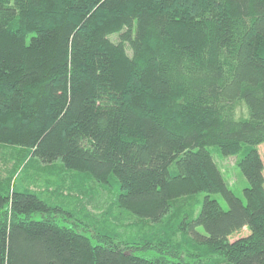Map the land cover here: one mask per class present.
<instances>
[{
	"label": "trees",
	"instance_id": "1",
	"mask_svg": "<svg viewBox=\"0 0 264 264\" xmlns=\"http://www.w3.org/2000/svg\"><path fill=\"white\" fill-rule=\"evenodd\" d=\"M261 144L264 0H0V145L118 186L0 178V264H264Z\"/></svg>",
	"mask_w": 264,
	"mask_h": 264
},
{
	"label": "rangeland",
	"instance_id": "2",
	"mask_svg": "<svg viewBox=\"0 0 264 264\" xmlns=\"http://www.w3.org/2000/svg\"><path fill=\"white\" fill-rule=\"evenodd\" d=\"M259 150L264 161V144L259 145ZM215 156L231 188L239 197L244 198V188L248 186V181L236 164L237 156L221 158L217 153H215ZM28 162L30 163L27 165ZM26 168L28 169L27 175L32 173L34 178H36L34 188L44 192L45 197H48L54 203H72L76 207L79 206L82 209L86 207L93 210L94 205H106V199H114V195L117 193V184H114L112 189L105 188L89 174L86 177L57 164L55 166H45L43 163L37 162V160L31 163L28 158L24 159L19 150L11 146L0 145V178L13 177V181H17V185H21L24 181H29H23L22 179L26 173L24 171ZM37 171L41 174L43 173V178L40 175L37 176ZM31 179L33 180V178ZM212 196L218 199L224 208H228V204L222 195L213 194ZM204 197L205 193H202L198 198L202 201ZM96 215H99L98 211ZM35 218L40 219L41 215H36ZM199 230L203 232L202 228ZM247 233V230H243L237 237ZM142 254L149 255L150 253Z\"/></svg>",
	"mask_w": 264,
	"mask_h": 264
}]
</instances>
